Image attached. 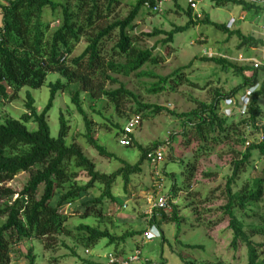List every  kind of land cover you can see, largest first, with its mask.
Listing matches in <instances>:
<instances>
[{
    "label": "trees",
    "instance_id": "trees-1",
    "mask_svg": "<svg viewBox=\"0 0 264 264\" xmlns=\"http://www.w3.org/2000/svg\"><path fill=\"white\" fill-rule=\"evenodd\" d=\"M156 0H136L130 6L126 14L119 16L120 0H7L0 2V100L9 101L17 95L19 89L28 85L40 87L49 72H57L62 78L48 82L50 89L49 98L44 107L38 111L34 105L33 96L27 92L25 95L24 111L19 118L6 116L0 122V216L4 220L0 223V264H11V252L15 245L23 239L38 238L44 247H52L49 240H60L72 255L79 256L74 247L68 246L63 238L69 239L74 245L83 248L94 246L100 239H106V244L113 245L116 253L125 254L124 249H118V245L137 234L144 233L146 226L154 224L157 228L161 220L175 222L178 226L181 217L178 214L177 204H171L170 208L158 209V215L153 213L150 217L143 213L145 226L138 230H125L122 233L112 231L108 224L113 223L105 214L104 201L115 202L116 196L112 191L114 182L119 177L125 189L130 182L131 175L138 174L147 158V153L154 150L160 143L152 142L150 145H142L134 138V132L130 136V144L139 152L138 160L129 163L123 159H117L120 166L108 173L96 170L95 163L86 156L81 147L71 141L68 143L70 124L66 117L59 112L58 133L50 134L47 122V113L52 107L53 100L58 90L65 89L74 82L80 83L81 90L92 88L93 82L104 78L115 82L112 74L124 76L136 72L147 62L157 64L163 60L162 55H154L152 47H141L139 41L142 37H152L164 33L159 43L170 44L174 34L188 29L198 22L212 24L215 28L230 36H236L239 40L237 48L264 46V38H256L243 33L239 28L230 29L226 23H217L203 14L201 19H193L191 8L188 4L183 8L178 0H172L175 12H184L188 17L184 25L175 26L169 31L154 28L149 32L134 33V20L144 3ZM216 5L234 3L243 9L253 11V15L264 12L258 5L247 0H211ZM46 9L54 16H58L59 23L50 30L49 22L44 19ZM170 10V9H169ZM148 11V10H147ZM227 40V39H226ZM83 42V48L76 55L74 48ZM112 42L111 46L108 43ZM124 58V61L118 60ZM209 61L221 69H231L236 75L241 76V81L229 91H214L210 101H201L193 98L195 106L189 111L176 112L166 105L143 103L135 100L134 112L141 113L140 118H146L161 110H167L171 115L181 120L184 135L190 139L199 141L196 155L210 153L212 145L234 140L244 145L245 139L250 137L251 143L244 151H233L236 157L231 161L230 173L225 175V187L223 194L225 202L221 205L222 215L228 219V227L232 237L230 246L237 248L238 244L246 247L247 264H264V242L253 240L254 235H264V212L256 214L254 207L264 201V139L258 141L255 133L259 129L257 123L262 121V109L258 103V97L264 93V65L254 66L244 63L238 65L226 57L212 56L200 57ZM190 63L179 66L164 76H158V81L148 91L159 92L166 88L176 91L177 86L187 83L197 87L195 81L189 79L184 72ZM248 73V74H246ZM139 75H153L151 72L141 71ZM154 76V75H153ZM258 84L250 96L245 115L234 121L233 115L224 116L220 107L223 101L230 97H236L245 88ZM112 103L126 96H136L124 88L123 85L115 89L101 90ZM71 101L76 110L83 116L85 125L84 138L98 154L112 159L113 154L99 143L97 137L91 134L90 120L82 109L79 90L72 93ZM29 122L35 123V128L28 127ZM117 132L122 131V126L115 123ZM264 131V126H262ZM116 134V132H115ZM184 135V136H185ZM170 146V145H169ZM257 151L263 159L256 176L240 178L245 165ZM171 155V149H170ZM197 156L189 161L186 169H182L185 179H190L196 171ZM26 172L28 178L19 191H15L2 184L12 179L19 173ZM79 172H84L87 181L77 179ZM164 176L172 179L167 194L176 195L177 189L186 188L178 185L172 172L161 168ZM212 174L211 172L207 175ZM94 186L101 189L99 195L82 202L83 211L79 217H90V222L67 223L72 213H64L60 210L63 203H70L79 198L82 191ZM56 191L60 195L55 204L51 201ZM16 195L14 198L13 196ZM208 197V196H207ZM236 211L254 216L256 214L259 223L245 225L243 220L236 215ZM220 220V219H218ZM218 220L216 222H218ZM58 236L63 238L58 239ZM162 242L165 237L161 234ZM190 248L202 247L196 243H184ZM139 247V244L137 245ZM137 247V248H138ZM28 264H34L35 258L28 249ZM148 262V261H147ZM85 263L93 264L91 261ZM101 264V263H100ZM184 264H192L184 261ZM224 264V263H218Z\"/></svg>",
    "mask_w": 264,
    "mask_h": 264
},
{
    "label": "rangeland",
    "instance_id": "rangeland-1",
    "mask_svg": "<svg viewBox=\"0 0 264 264\" xmlns=\"http://www.w3.org/2000/svg\"><path fill=\"white\" fill-rule=\"evenodd\" d=\"M6 1L0 0L2 3ZM135 1L120 0L119 16L123 17ZM178 2L183 8L186 7V0H178ZM198 8L214 22L227 24V21L233 18L236 21L230 29L239 28L245 34H250L256 38H264V34L259 29L263 14L253 15V11H245L246 9L237 4L230 2L216 5L211 0H200ZM174 9L172 0L164 3L163 11L160 13L150 12L142 7L134 20L136 24L133 32L139 34L152 31L154 28L169 31L175 26L184 25L188 17L184 12H175ZM241 15H244V18L238 19V16ZM58 18V16L51 14L49 9H46L44 19L49 22L50 30L57 26L59 23ZM163 37H165V34L159 33L152 37H142L139 41L141 47H152L154 55L163 56V60L159 63L147 62L128 76L112 74V77L116 79L115 82L104 78L97 79L93 82L92 88L87 90H81L80 83L74 82L65 89L56 92L52 107L46 116L50 134L52 136L57 135L58 116L59 112H62L70 124L66 141L77 143L84 154L94 161L96 170L100 172L108 173L117 169L120 166L117 159H123L129 163H135L138 160L139 152L136 147L124 146L118 143L120 132H117L114 126L115 123L123 126L127 118L136 114L134 112L135 100L149 104L166 105L176 112H184L195 106L192 101L193 98L208 102L213 97L216 89L226 92L241 81V76L236 75L231 69H221L212 62L201 60L200 57H202L204 47H211L216 55H224L238 65L253 64L251 58L264 60L263 46L247 47V50L246 47L237 48L239 40L236 36L227 38L226 33L215 28L212 24L198 22L186 30L176 32L170 44H160L159 41ZM83 45L84 43L80 42L74 48L72 55L79 53ZM111 45L112 42H109L108 46ZM118 60L124 61V58H118ZM188 63L190 64L184 69V72L189 79L198 84L197 87L184 83L177 86L176 91H171L169 88L153 93L148 91L153 84L157 83L158 76L167 75L177 67ZM141 71L151 72L154 76L137 74ZM263 77L261 76L260 80ZM57 78L63 80L57 72H49L40 87L34 88L24 85L19 89L17 95L9 101L0 100V122L6 116L19 118L24 111L27 92L33 96L34 105L40 111L50 95L48 82ZM119 85H123L125 89L132 92L136 99L132 95H126L118 103H112L101 92V90L115 89ZM75 90H79L81 106L87 119L90 120L92 136L97 137L99 143L111 152L115 158L108 159L98 154L84 138L82 134L85 132L83 116L76 110L71 101L72 93ZM240 94V92L237 93L234 100L235 98L237 100ZM235 103L237 104V102ZM258 103L263 112L262 122L264 123V93L258 97ZM235 106H231L232 110L235 109ZM141 113H139L140 116ZM239 118L240 116L237 113L233 114L234 121ZM28 127L30 129L35 128V123L29 122ZM181 131V120L171 115L167 110H161L151 116L142 118L140 125L134 130V138L142 145L159 142L160 144L157 147H162L164 158L156 166L145 159L141 172L131 175L130 182L125 189L121 178L118 177L112 187L116 201H104L106 216L116 224V226L108 224L112 231L122 233L127 229L138 230L143 228L146 218L142 214L148 207L147 192L153 191L155 180L163 182L162 192H167L170 182H172L171 178L164 176L161 172V168L164 167L165 171L173 173L174 180L178 185L186 188V191L177 189L176 195L173 197L174 203L177 204L178 214L181 217L183 216L180 224L177 226L175 222L161 220L158 227L159 236L146 239L143 234H137L120 243L118 249L123 248L125 253H129L137 248L139 244L138 248L141 250V256L143 257L140 264H184V261H191L192 264H247L246 247L242 244H238L235 249L230 246L232 232L228 227V219L222 215V209L220 208L225 202V194H223L224 176L230 173L231 161L236 157L233 151H244L245 145L229 140L228 142L212 145L213 151L210 153L196 155L199 141L190 139L189 142H186L189 135L184 134V136ZM195 156H197L195 174L192 178L185 179L182 175V169H186L188 162L192 161ZM262 164L263 159L254 150L240 178L256 176ZM155 171H158V173ZM209 172L212 174L207 175ZM27 178L28 174L22 172L2 184V186L5 185L19 191ZM77 179L85 182L88 177L84 172H79ZM100 192L101 189L94 186L82 191L75 201L63 203L60 210L64 213L73 214L67 223L70 225L78 222L92 223L90 217H79L83 211L82 202L99 195ZM59 195V191H56L51 201L52 204L56 203ZM0 203L2 202L0 201ZM123 203L127 205L125 208L122 207ZM254 209L256 214L263 213L264 201L256 204ZM256 214L249 216L250 213L245 214L236 211V215L243 220L246 226L251 223H259L260 218ZM3 220L4 217L0 216V223ZM217 220L218 222H216ZM148 227L146 226V229ZM161 234L165 237V242H162ZM61 238L63 236H58V239ZM252 238L258 242H264V235L257 234ZM63 240L68 246L74 247L79 256L72 255L69 249L61 245L60 240L50 239V244L53 243L54 246L46 248L40 239L31 238L23 239L13 247L11 264H28V249L34 255V264H88L85 261L100 264L104 261V255L114 248L113 245L106 244V239L102 238L90 247L89 253H86L85 248L74 245L67 238H63ZM184 243H196L202 245V247L190 248Z\"/></svg>",
    "mask_w": 264,
    "mask_h": 264
},
{
    "label": "built area",
    "instance_id": "built-area-1",
    "mask_svg": "<svg viewBox=\"0 0 264 264\" xmlns=\"http://www.w3.org/2000/svg\"><path fill=\"white\" fill-rule=\"evenodd\" d=\"M169 0H156L155 2L151 3L146 1L143 5V8L150 12L154 13H160L163 11V5L165 2ZM200 0H186V3L191 8V13L193 16V19H201L203 18V12L201 9L198 8V3ZM252 4L258 5L263 9L264 12V0H247ZM247 11V10H245ZM261 14H263L261 12ZM244 15L238 16V19H243ZM235 19L231 18L227 21V27H231L233 23H235ZM261 32L264 34V20H262L260 24ZM264 47V46H263ZM202 56L206 57H212V56H222L224 55H216L215 52H213V49L211 47H204L202 49ZM253 61V65L260 66L264 65V60H256L255 58H251ZM258 84L248 86L243 90V92L237 97L238 99L234 100V97L227 98L223 101L221 105V113L224 116L230 117L234 113H237L239 116H243L247 112V106L250 101V96L253 93V91L257 88ZM233 101V102H232ZM237 102V104L235 103ZM232 105H236L235 109L232 110ZM141 118L139 114H133L129 118L126 119L125 123L122 126V131L120 132V135L118 137V143L120 145H129L130 144V134L134 132L135 128L140 125ZM259 125V129L255 133L256 137L258 138V141H262L264 139V131L262 126H264V123L261 121L257 123ZM251 138L248 137L245 139L244 145L245 147L251 143ZM164 158L162 147H156L154 150L147 153V160L152 165L159 164ZM158 173V171H155ZM159 178V176H158ZM153 191L147 192V204L148 207L144 211L149 217L155 213L158 215V209L160 208H170L171 204L174 203V199L170 194H167L166 192H162V181H154L153 184ZM127 205L126 203L122 204V207L125 208ZM144 238L146 239H152L156 236H159L158 228L152 224L149 225V227L146 229V231L143 233ZM84 251L86 253L90 252V248H85ZM143 260V257L141 256V250L139 248H135L133 251L125 254L116 253L114 250H109L104 255V261L101 262V264H140Z\"/></svg>",
    "mask_w": 264,
    "mask_h": 264
}]
</instances>
